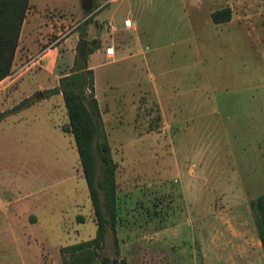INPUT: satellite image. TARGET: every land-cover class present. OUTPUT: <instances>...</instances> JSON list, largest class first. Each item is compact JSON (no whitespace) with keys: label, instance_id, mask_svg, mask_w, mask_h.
Returning a JSON list of instances; mask_svg holds the SVG:
<instances>
[{"label":"rangeland","instance_id":"obj_1","mask_svg":"<svg viewBox=\"0 0 264 264\" xmlns=\"http://www.w3.org/2000/svg\"><path fill=\"white\" fill-rule=\"evenodd\" d=\"M73 1L60 26L67 14L29 1L10 75L33 27L36 54L74 32L76 54L79 33L82 52L115 50L90 58L88 94L118 164L117 241L108 230L89 264H264L250 207L264 195V0ZM39 107L0 133V264L70 263L96 238L74 140Z\"/></svg>","mask_w":264,"mask_h":264},{"label":"trees","instance_id":"obj_2","mask_svg":"<svg viewBox=\"0 0 264 264\" xmlns=\"http://www.w3.org/2000/svg\"><path fill=\"white\" fill-rule=\"evenodd\" d=\"M30 0H0V82L11 74L12 63L18 46L19 36ZM92 11L86 12L91 14ZM215 25L231 20L229 8L211 14ZM80 40L86 35L79 33ZM100 48V44L88 46L86 55H75L71 72L59 79L58 85L43 91L45 97L61 94L68 122L61 131L72 136L79 157L83 178L87 185L97 222L96 238L69 248L71 262L66 264H89L97 257V250L104 243L107 231H116V180L118 168L110 155V148L102 126L97 100L93 95V70L87 65L88 56ZM89 93V94H88ZM29 100L0 114V121L7 115L29 106ZM255 229L264 254V195L250 204ZM118 253V250H115ZM103 264H109L104 258ZM121 264H125L124 262Z\"/></svg>","mask_w":264,"mask_h":264},{"label":"crops","instance_id":"obj_3","mask_svg":"<svg viewBox=\"0 0 264 264\" xmlns=\"http://www.w3.org/2000/svg\"><path fill=\"white\" fill-rule=\"evenodd\" d=\"M46 1L47 0H43V2H41L40 4L37 2L42 10L51 9L67 14L65 18L56 21L59 26L60 24L65 23H70L71 25L74 24L72 19H74V14H77L78 7L76 6L73 0H67L69 2L68 8L63 7L62 5L66 3V0H52L51 5H49L50 3ZM30 2H32V0H30ZM230 22L231 20L227 23L231 24ZM22 31L23 25L19 36V43L21 40ZM34 33L35 27L30 29L28 33V40L24 48L25 55L22 57L23 65L20 66L23 68H20L19 72L16 75H9L0 82V114L16 107V99L19 103L25 100H29L30 104L29 106L21 109L20 111L4 117L0 121V133H4L5 127H14L17 122H21L22 120H24L27 113L35 112L38 108H40L39 106L41 104H47L49 106L48 112L54 113V115H56L55 117H58L59 115L61 116L59 117L60 119H57L55 124H53L54 127L61 131L60 123L62 122V125H65V123L67 124L68 122L61 94L52 95L50 97H45L42 95L43 98L39 97V95L42 94L45 90L55 88L58 85L59 79L70 73V69L72 68L73 61L76 55L73 44L75 41H78V33L74 32L70 34L58 46L53 45L52 47L47 48L38 54L35 53V49L38 45V42H36ZM97 55L103 56L105 59L109 57L105 54V51H103L102 48H99L94 53L88 56L87 65L90 69L91 67L89 64V60L91 57ZM26 57L28 58V60H26ZM14 63L15 61H13L11 73L13 72ZM26 71L27 73H25ZM24 73L28 75L32 74L33 77L23 80L27 76L24 75L25 77L23 76L24 78H21L17 82V84H15L18 78H20V76H22V74ZM35 94L39 95L34 100L31 99L32 96ZM64 116L66 118H64Z\"/></svg>","mask_w":264,"mask_h":264},{"label":"built area","instance_id":"obj_4","mask_svg":"<svg viewBox=\"0 0 264 264\" xmlns=\"http://www.w3.org/2000/svg\"><path fill=\"white\" fill-rule=\"evenodd\" d=\"M123 27L125 28V29H130V28H132V21H131V19H125L124 21H123ZM105 54L107 55V56H114V54H115V50H114V48L113 47H108V48H106V50H105Z\"/></svg>","mask_w":264,"mask_h":264},{"label":"water","instance_id":"obj_5","mask_svg":"<svg viewBox=\"0 0 264 264\" xmlns=\"http://www.w3.org/2000/svg\"><path fill=\"white\" fill-rule=\"evenodd\" d=\"M86 40L81 39L79 40V53L84 57L86 55V51L82 52V47H86ZM87 50V49H86ZM39 97H42V94L39 95Z\"/></svg>","mask_w":264,"mask_h":264}]
</instances>
